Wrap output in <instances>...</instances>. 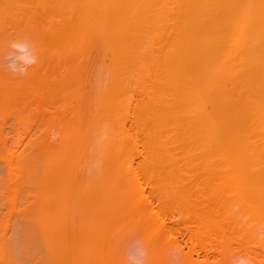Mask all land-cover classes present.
<instances>
[{"label": "bare ground", "instance_id": "obj_1", "mask_svg": "<svg viewBox=\"0 0 264 264\" xmlns=\"http://www.w3.org/2000/svg\"><path fill=\"white\" fill-rule=\"evenodd\" d=\"M5 18L10 24L2 22ZM18 26L28 38L14 47L25 54L32 48L35 55L28 57L34 63L24 74L0 72V204L8 206L7 212L0 210L2 253L16 254L21 246L19 241L17 248L8 246L14 217L23 226L28 219L41 223L47 264H108L105 247L116 242L111 233L120 228L143 239L147 264H165L164 248L170 246L180 252L181 264H212L214 258H227L228 251L249 252L256 227L250 223L264 218V0H0V31ZM142 38L152 39L147 56L142 55L147 76L143 90L138 84L140 91L127 98L131 76L127 80L125 72H141L134 62L149 48L143 45L140 54ZM96 44L109 58L112 54L115 79L94 102L96 91L89 101L86 86ZM122 75L129 82L125 87ZM122 95L128 102L123 98L122 103ZM106 122L119 123L112 132L121 129V136L111 138L113 146L104 142L108 153L98 152V160L106 161L97 174L106 168L110 173L106 170L98 181L92 176L90 184L77 167L84 165L91 132H104ZM9 129L17 135L13 143ZM35 175L44 180L37 187ZM57 210L58 220L52 218ZM57 223L61 244L54 239ZM25 228L18 235L28 237L31 231ZM48 236L59 247H47ZM53 251L60 253V262ZM67 254L80 259L69 262ZM259 257L258 264H264V255Z\"/></svg>", "mask_w": 264, "mask_h": 264}, {"label": "rangeland", "instance_id": "obj_2", "mask_svg": "<svg viewBox=\"0 0 264 264\" xmlns=\"http://www.w3.org/2000/svg\"><path fill=\"white\" fill-rule=\"evenodd\" d=\"M57 15V14H56ZM52 17V16H51ZM51 17H50V19H51ZM56 19H59L60 20V18H59V15L58 16H56L55 17V20ZM152 19H154V18H152ZM2 20V22L3 23H6V24H10V22H11V20L9 19V18H5V19H1ZM22 22V21H21ZM59 22V21H58ZM154 22H156L155 20L152 22L153 23V28H154V26L156 25V23H154ZM47 23V22H46ZM9 26V25H8ZM24 26V25H23ZM26 26V25H25ZM24 26V28H26V31L28 30V28H27V26L25 27ZM31 27V26H30ZM29 27V28H30ZM38 27V26H37ZM46 27V26H45ZM48 27V29H50L49 28V26H47ZM33 28V27H32ZM39 28H41V27H39ZM39 28H37V32H38V30H40ZM34 29V28H33ZM36 29V28H35ZM35 29H34V31H35ZM41 29H44L43 27L41 28ZM48 29H46L45 28V30L44 31H42L41 33L45 36L46 35V31L48 30ZM23 30V31H22ZM30 30V29H29ZM28 30V31H29ZM22 32V33H21ZM23 32H24V29H23V27L22 26H18V27H15V28H9L8 30H6V31H3V32H1L0 31V72H4V71H8V72H10L11 74H13V75H15V76H19V74L21 73V72H23L22 74H24V73H26V71H28L30 68H31V65L34 63V61L31 59V61H30V58H33L34 57V55H35V53H34V49H32V48H29V50L26 52V54L28 55L27 56V59H28V57H30L28 60H25V58H26V56H25V58H24V54H25V52L24 53H22V52H20V51H18L17 50V48L16 47H14V44H15V42L17 41V40H20V39H25L26 40V38H28V34H27V32H25L24 33V36H25V34H27V37L25 38V37H23ZM31 32V31H30ZM32 32H33V30H32ZM32 32H31V35L32 36H35V34L33 33L32 34ZM40 32V31H39ZM49 31H47V33H48ZM21 34H22V36H21ZM30 34V33H29ZM38 34H40V33H38ZM37 35V34H36ZM32 36H31V39H32ZM23 37V38H22ZM35 37H37V36H35ZM39 38V37H38ZM34 39V38H33ZM147 40V39H146ZM146 40H145V38L143 39H140V42H137V44L139 43V44H141V49L139 50L140 51V54H141V51H142V46L144 45V47H146L147 45L149 46V48H147L146 50H145V48H143L144 50V52H146V53H144L143 51H142V53L143 54H141V57H139L138 59H137V61H135L134 62V64H136V67H134L135 69H136V71H138V70H142L141 72L140 71H138L137 73H139V75H137V73H134L135 72V70L133 71V70H130V74L127 72V70H126V76H127V80H128V77L129 76H131V78H129L130 79V82H131V84H129V82H128V84H129V93H131V95H127V93L125 92V96L124 97H126L127 96V98L129 97H133V93H135L136 91H140V88H142L141 90H143V87H144V83H145V78H146V73L145 72H143V66H144V61H145V56L143 57L142 55H146L147 56V53L149 52V50H150V47H151V45H152V39H148L147 41L148 42H146ZM150 40V41H149ZM144 41L146 42V43H148V44H145L144 43ZM151 43V45H149L150 43ZM138 44V45H139ZM98 45V47L100 46V44H96L95 46H93L94 48H96V50L94 49V51H93V53H92V51H91V57H90V63H89V66L90 67H88V77H89V79H88V77H87V80H88V85L86 86L87 87V90H88V92H87V94H90V95H88L89 97H88V100L89 101H94L95 102V100H96V102L98 101V99L103 95V93L104 92H106L107 90H110V89H112L113 88V83H114V79H115V77H114V71L112 72V70L113 69H110L111 68V65L113 64V62H112V64L110 63V61H113V59H112V54H109L110 55V58H109V56L107 55V54H105L104 52H106V50L104 51V48H103V51H102V45L100 46V49H98V47H96ZM133 47L134 46H132L131 47V49H133ZM135 47H137L136 45H135ZM40 48V47H39ZM40 49H42V48H40ZM44 49V48H43ZM135 49V48H134ZM149 49V50H148ZM98 50H99V52H98ZM137 50V51H138ZM148 50V51H147ZM132 51V50H131ZM43 52V51H42ZM44 52H45V54H46V52L47 51H45V49H44ZM100 52H101V54H100ZM134 53V52H133ZM25 54V55H26ZM100 54V55H99ZM107 55L108 56V60H107V58L105 59V57L103 56H101V55ZM32 56V57H31ZM101 56V57H100ZM91 58H92V60H91ZM101 58H104V60H102L103 61V63H102V61L100 60ZM140 58H142L143 60H140L141 61V64L140 65H142V62H143V65L139 68V67H137L138 65V61H139V59ZM109 59H112V60H109ZM27 61H30V62H27ZM102 63V65L99 67V64H101ZM111 65H110V64ZM105 65V66H104ZM107 66H108V69H107ZM102 67L103 68H105L107 71L108 70H110L109 71V73L108 72H106V70H102ZM112 67H113V65H112ZM101 70H100V69ZM133 68V69H134ZM102 71H104V73L102 72ZM132 71V72H131ZM143 73H144V76L142 77V79L140 80V78H141V76L143 75ZM134 75V78L132 79V76ZM135 75H137V76H135ZM123 76V75H122ZM121 76V77H122ZM138 76H139V79H138ZM123 78H124V76H123ZM125 80H124V82H125V85H124V82H123V84H122V86L124 85V87L126 86V85H128L127 84V81H126V78H124ZM137 79H138V83H136L137 82ZM103 82V83H102ZM141 82L143 83V85L141 84ZM101 83L103 84V85H101ZM110 83V84H109ZM107 84V85H106ZM112 84V86H110ZM138 84H140V88H139V85ZM101 85V86H100ZM105 85V88L107 89V87H108V89L105 91V88L103 87ZM96 86H98V88H96V89H93L94 87H96ZM107 86V87H106ZM143 86V87H142ZM112 87V88H111ZM102 89V90H101ZM104 89V90H103ZM138 89V90H137ZM93 90H95V91H93ZM91 91H93V94H94V92H95V95L93 96V94H92V92ZM98 92V93H97ZM101 92H102V95H101ZM97 93V94H96ZM91 94H92V96H91ZM100 94V95H99ZM96 95H97V97H96ZM90 97H92V100H90ZM98 98V99H96V98ZM123 97V95H122V99H121V101H122V103L123 102H125V101H127L128 102V99H125ZM134 97H135V95H134ZM94 98V99H93ZM125 99V101H124V99ZM136 98H138L137 96H136ZM126 102V103H127ZM209 109L208 110H210L211 109V107H210V105H209V107H208ZM123 111L124 110H122V114H123ZM122 114H121V117H122ZM125 114H127V111L125 112ZM16 120H14L13 121V124H14V122H15ZM118 122V120L116 121V123ZM10 123H12V120L10 121ZM116 123L114 122H112V124H111V122H109V124H108V122H106V126H105V124L103 125L104 127H106L105 129H104V127L102 128L103 130H104V132L102 131V130H96V133H95V130H93L94 132H91V134H90V136L92 137V139L90 138V136H89V140H90V147H89V145L87 146V149L84 151V153H86L87 151V153H86V155L84 154V156H85V161H84V165H80V163H79V166L77 167V169H79V170H77V171H80L81 170V172H85V176H87L86 177V179L88 178H90L91 179V177L92 176H96L95 178H97L96 179V181H98L99 180V178H100V176H101V174H100V176H99V174H97V173H99V171L102 169V163H101V161L105 164V162L104 161H106V160H102V154H103V152H106V151H103L104 149V147H103V145H105L104 144V142H111V138L114 136V137H116V136H118V135H120L121 136V129H120V131L117 129V133H114V132H112L113 130L112 129H114L113 127H114V125H115V127H117V125L120 127V124L118 123L117 125H116ZM113 125V126H112ZM109 127H111V128H109ZM118 128V127H117ZM121 128V127H120ZM126 128H130V123L128 122L127 123V126H126ZM12 130V131H11ZM8 131H10L9 133H8ZM6 133H7V136L9 137L8 139H9V141L10 142H15V140H16V132L14 131L13 132V129H9ZM97 131L101 134H98L97 133ZM119 131V132H118ZM115 132H116V130H115ZM102 133H103V135H102ZM124 132H122V134H123ZM123 137V136H122ZM15 139V140H13V139ZM11 139H12V141H11ZM123 138H121V140H122ZM88 140V141H89ZM106 140V141H105ZM114 140H115V138H114ZM119 140V138H117V141ZM113 141V140H112ZM12 142V143H13ZM110 142H109V144H110ZM120 142H122V141H120ZM12 143H10V145L12 144ZM118 143V142H117ZM9 144V143H8ZM119 144H121V143H119ZM9 145V146H10ZM110 145H112V143L110 144ZM229 145H230V143H229ZM232 147H234L235 149L237 148V144H236V142L233 144V142H232ZM113 146V145H112ZM112 146H111V149L109 148L108 149V151L109 152H111V154L114 152H112ZM89 147V148H88ZM118 147H119V145L117 144L116 145V150L118 149ZM120 147H121V145H120ZM106 148H107V146H106ZM114 148V147H113ZM232 149V148H231ZM99 150H101L102 151V153H101V151H99ZM114 150H115V148H114ZM115 150V151H116ZM119 150V149H118ZM234 150V149H233ZM238 150V149H237ZM98 152H100L99 154H101L102 156H100V159H101V161L100 160H98L99 158H97L98 157ZM106 153H108V152H106ZM234 153V152H233ZM96 155V156H95ZM104 157H106V155L107 154H105L104 153ZM110 155V154H109ZM83 158V157H82ZM99 161H100V163H99ZM83 162V160H81V163ZM137 162V161H136ZM103 164V165H104ZM109 164V163H108ZM102 166L101 168H100V166ZM35 166V165H34ZM36 166H40V165H36ZM105 166V165H104ZM107 166H109V165H107ZM104 168V167H103ZM100 169V170H99ZM108 169L109 168H106V170H107V172H108ZM76 170V169H75ZM106 170H105V172H103L104 170H102V172H103V174H105V173H107L106 172ZM111 170H112V167H111ZM39 172V171H38ZM37 172V173H38ZM80 172V173H81ZM36 173V174H37ZM109 173H110V169H109ZM102 174V175H103ZM0 179H2L3 177H4V171H1L0 170ZM38 175H39V177L41 176V172H39L38 173ZM38 175H35V177L37 176L38 177ZM81 176H83L82 175V173H81ZM99 176V177H98ZM2 177V178H1ZM35 178L34 179V181H35V187H37V185L36 184H38V183H40L41 182V180H43V178L41 177V178ZM41 179V180H40ZM82 179V178H81ZM85 179V178H84ZM90 179H89V182H90ZM93 179V178H92ZM94 180V179H93ZM82 181V180H81ZM86 181V180H85ZM95 181V180H94ZM44 182V180L42 181V183ZM50 181H48V183H49ZM88 182V181H87ZM82 183V182H81ZM86 183V182H85ZM94 183V182H93ZM90 184H92L91 182H90ZM81 185H84V183L83 184H81ZM86 186H87V184H85ZM88 187V186H87ZM82 188V187H81ZM82 189H84V186H83V188ZM38 190V189H37ZM33 193H34V191H33ZM35 195V194H34ZM34 195H32V197L34 196ZM4 196L1 194L0 195V202L2 201V198H3ZM53 197H55V196H53ZM55 199H56V197H55ZM19 200V199H18ZM33 200V199H32ZM31 200V201H32ZM17 206H19V205H17ZM16 207V206H15ZM6 208H8V206L6 207V205H5V203L3 204V203H1L0 204V210H3V211H5V212H7V209ZM16 208H18V207H16ZM6 209V210H5ZM20 209V208H19ZM57 211H59V210H57ZM1 214L0 215H2L3 213L2 212H0ZM55 213V211H53L52 212V214H54ZM37 214V213H36ZM35 214V216H36V219L38 218V217H43L42 215H40V213H39V215L40 216H38L37 217V215ZM56 214V216H54V217H52V218H55L56 217V219L58 220L60 217H58V216H60V211L59 212H56L55 213ZM54 214V215H55ZM15 215V214H14ZM33 216V218H34V214L32 215ZM50 216H51V214H50ZM31 217V216H30ZM16 219V220H15ZM31 219V218H30ZM44 219H45V217H44ZM44 219H40V220H43V222H44V224H45V221H44ZM264 219V218H263ZM263 219H261L260 221H262V222H260L259 220H257V221H255V222H253L252 224L250 223V226L249 227H253V225L254 226H256V227H254L253 229H254V233L251 231V229H250V231L252 232V234L254 235V236H251V235H249L250 236V238H254L253 240L252 239H250V244L252 245H250V250H249V252H252V253H249V252H245V251H243V253L241 252L242 250H240V251H230V252H232V253H228V252H226V253H224V255H226V254H228L227 256V258H221L220 256V258L222 259H220L219 261L220 262H217L216 260L217 259H219V258H214L213 260H214V262H217L218 264H233V261L236 259V258H239V257H246V258H248L252 263L251 264H258V263H260L261 261V257H259L261 254H263L264 255V222H263ZM20 220V219H19ZM33 220H35V218L33 219ZM33 220H31V221H33ZM38 220H39V218H38ZM53 220V219H52ZM51 220V217H50V219H49V221H52ZM21 221V220H20ZM20 221H18V218H16V217H14V219H13V221H12V226L10 227V229H9V232H8V240H10L9 241V244H8V246L9 245H15V247H16V245L18 244L17 242L19 241V242H21V246H22V243H23V245L25 244L26 246H28V242H29V246L27 247L28 249H29V251L31 252H35L38 248H41V249H38V251H36L35 252V254L34 255H36L35 257V259H34V264L35 263H37V262H39L38 264H41V263H43L42 262V260H45V264H47V262H46V260H47V258L49 257L48 256V254H47V252H46V248H45V252H46V254H47V256L43 253V244H44V247H45V242L44 243H42L43 241H45L44 240V237H43V240L41 239V232H38V231H40L41 230V228H40V230H39V227H40V224L41 223H38V224H36L35 223V221L33 222V224H35V226H37V227H35L33 224H31V222H30V220L28 219V221L30 222V225H31V228L32 229H35L34 230V232L31 230V228H30V225H29V222L27 221V225L28 226H26V225H24L26 228V230L28 231V233L31 231V232H33L32 234H31V232L28 234V237H29V235H30V237L29 238H31V241H30V239L28 240H26V238H28L27 236H23V237H21V234L20 235H18V233H22L23 231H21V229L22 230H24L23 228H24V226L22 225V224H24V223H22V224H20L21 222ZM56 221V220H55ZM36 222H37V220H36ZM42 222V221H41ZM258 222H260L259 224H258ZM25 223H26V221H25ZM256 223V224H255ZM44 224H43V226H44ZM258 224V225H257ZM21 225V226H20ZM56 225V224H55ZM252 225V226H251ZM42 226V225H41ZM57 228H55L54 227V229L56 230V229H59L58 228V223H57ZM14 227V228H13ZM18 227V228H17ZM19 227H20V229H19ZM27 227H28V229H27ZM34 227V228H33ZM17 228V229H16ZM30 228V229H29ZM0 229H2V228H0ZM43 229V228H42ZM30 230V231H29ZM113 230H115V229H113ZM119 230H121V228L120 229H116L115 230V232L113 231L111 234V238H112V236H113V234L115 235V237L117 238L116 239V242H115V240L113 241L112 239H114V238H110V241L112 242V244L113 245H111V244H109L108 245V247L106 246L105 248L107 249V254H106V251L104 252V253H101V255H104V254H106L105 256L108 258V256L109 255H111V259H109L111 262L110 263H108V264H111L112 262H114V260L115 259H117V261H115V262H118V263H120L121 264V262L120 261H122V264L124 263V264H138V263H140V264H147V257H145L146 259V261L145 262H143L144 260H142L143 259V257L144 256H147V255H144V253H142L141 251H144V250H142V249H144V247H145V244L144 243H142L143 242V239L142 240H138V239H140V237L138 236V235H136V234H133V235H131L130 236V234H129V231L128 230H122V231H119ZM18 231V232H17ZM42 231V230H41ZM135 231V230H134ZM133 231V233H135ZM35 232H37V233H35ZM55 232H58V233H55ZM251 232H249L250 234H251ZM2 233H4V232H2ZM54 233L55 234H57V236L55 235V241H56V238L58 237V235L60 236V229L59 230H57V231H54ZM62 233V232H61ZM137 233V232H136ZM23 234V233H22ZM33 234H35V235H33ZM36 234H39V235H37V237H36ZM4 235V234H3ZM43 235V234H42ZM117 235V236H116ZM31 236H33V237H31ZM108 236H110V235H108ZM136 236H138V239H137V237ZM12 237L14 238V241L15 242H12ZM35 237V238H34ZM119 237V238H118ZM25 238V240H23ZM38 238H40V239H38ZM48 238H49V236H48ZM107 238V237H106ZM19 239V240H18ZM32 239H34L35 241H33ZM37 239V240H36ZM45 239H46V237H45ZM53 239V240H54ZM39 240H40V242H39ZM48 240V242L50 243L49 244V246H47V243H46V246L47 247H51V246H53V245H51V243L52 244H54V243H56V242H59V239L55 242L54 241V243H53V240L51 239V238H49V239H47ZM50 240H51V242H50ZM17 241V242H16ZM25 241V242H24ZM35 243H33V242ZM106 241H108V243H109V239L108 240H106ZM142 241V242H141ZM251 241H253L252 243H251ZM61 242H63V240L61 241ZM40 243V244H39ZM60 243V242H59ZM61 244V243H60ZM63 244V243H62ZM106 244H107V242H106ZM18 245H20V244H18ZM22 246V248H23V250H24V256L22 255L23 253L21 252V255L18 253V250L19 249H21V251H22V248H21V246H20V248H15L14 247V249H13V251L15 250L23 259H21L20 258V256L19 255H17V253L15 254H11L12 252H11V250H9L8 249V251L7 250H3V253H4V256L3 255H0V258H2V259H0L1 261H0V264L1 263H3V259L4 258H7V260H6V262L8 263V264H10V262H11V264H13L14 262H17L18 260H19V258H20V260H19V263L21 264H24V262H25V264H32L33 262H31L30 260V257H32V260H33V257H34V255H30V254H33L32 252L30 253V252H26V250H28L27 248H26V246ZM31 245H33L32 247H30ZM41 245V246H40ZM55 245V244H54ZM59 244H56L55 246L57 247ZM64 245V244H63ZM111 245V246H110ZM8 246H7V248H8ZM38 246V247H37ZM40 246V247H39ZM55 246H53L54 248H56ZM62 246V245H61ZM112 247V248H114L111 252L112 253H108V249L109 250H111L112 248H110V247ZM10 247V246H9ZM13 247V246H12ZM34 247V248H33ZM36 247H37V249H36ZM59 247V246H58ZM63 247V246H62ZM4 248H6V247H4ZM3 248V249H4ZM11 248V247H10ZM25 248V249H24ZM30 248H32L31 250H30ZM36 249V250H35ZM51 249H52V247H51ZM58 249V248H57ZM165 249V254H163V260H164V262H162V263H165V264H181L182 263V259H179V255H180V252L177 250V248L176 247H173V246H170V247H167V248H164ZM50 250V249H49ZM53 250V249H52ZM56 250V249H55ZM54 250V251H55ZM59 251H60V249H58ZM62 250H64V247H63V249H61V252L60 253H62ZM1 251H2V249H1ZM0 251V252H1ZM20 251V250H19ZM53 251V252H54ZM116 251V252H115ZM164 251V250H163ZM184 251L185 252H188V249L187 248H185L184 249ZM48 252H50L51 253V250L50 251H48ZM52 252V253H53ZM103 252V251H102ZM139 252H140V254H139ZM254 252L256 253V254H254ZM2 252H1V254H3ZM25 253H28V255L27 254H25ZM39 254V256H38V254ZM41 253V254H40ZM42 253H43V255L44 256H46L47 258L46 259H43L42 257H44L43 255H42ZM49 253V254H50ZM57 253L58 254H60L58 251H57ZM56 253V254H57ZM63 253H65V252H63ZM250 255H249V254ZM258 253H260V254H258ZM54 254H55V252H54ZM55 254V255H56ZM57 254V255H58ZM75 254V253H74ZM143 256H142V255ZM145 254H146V251H145ZM254 254V255H253ZM10 255H12L13 256V258H14V262H12V260L11 259H13L12 258V256L10 257ZM14 255H15V257H14ZM40 255H41V257H40ZM51 255V254H50ZM62 255V254H61ZM71 255V254H70ZM77 255V254H76ZM139 255V256H138ZM252 255V256H251ZM18 256H19V258H18ZM26 256H29V257H26ZM64 256V255H63ZM72 256H73V254H72ZM72 256H69V258H71ZM114 256H116V257H114ZM254 256H256V257H258V260L256 259V261H255V259H254ZM41 259V260H39V258ZM53 257V256H52ZM58 259H59V255L58 256H56ZM56 257H54L53 258V260L56 258ZM102 257H104V256H102ZM106 257H104V260L106 259ZM110 257V256H109ZM115 259H114V258ZM225 257V256H224ZM60 258H62V256H60ZM64 258V260H66L65 258H66V256H64L63 257ZM62 258V259H63ZM67 258H68V254H67ZM68 258V259H69ZM78 259H80L79 258V256L77 257ZM119 258V259H118ZM15 259H16V261H15ZM38 259V260H37ZM49 259V258H48ZM58 259H56V261L58 260ZM72 259L74 260L75 259V256L74 257H72ZM72 259H69V262H70V260H72ZM77 259V260H78ZM108 259H106V261H108ZM114 259V260H113ZM138 259V260H137ZM260 259V260H259ZM4 260V261H5ZM22 260H23V262H22ZM52 260V261H53ZM77 260L75 259V262H77ZM180 260V261H179ZM212 260V261H213ZM9 261V262H8ZM50 261V260H49ZM140 261V262H139ZM257 261H259V262H257ZM6 262H4V263H6ZM59 262H60V259H59ZM63 262V263H62ZM65 262H67V261H65ZM63 260L61 261V263L60 264H66ZM211 262V261H210ZM213 262V263H214ZM3 263V264H4ZM18 262H17V264H19ZM43 263V264H44ZM71 263V262H70ZM70 263H67V264H70ZM72 263L74 264V261H72ZM78 264H80V262L78 261L77 262ZM77 263H75V264H77ZM118 263H116V264H118ZM212 263V262H211ZM212 263V264H213ZM15 264V263H14ZM54 264H56V262L54 263ZM59 264V263H58ZM114 264V263H113ZM215 264V263H214Z\"/></svg>", "mask_w": 264, "mask_h": 264}, {"label": "clouds", "instance_id": "obj_3", "mask_svg": "<svg viewBox=\"0 0 264 264\" xmlns=\"http://www.w3.org/2000/svg\"><path fill=\"white\" fill-rule=\"evenodd\" d=\"M56 137H57V134L54 132L52 134V139L55 140ZM233 264H251V261L246 257H239L233 261Z\"/></svg>", "mask_w": 264, "mask_h": 264}]
</instances>
